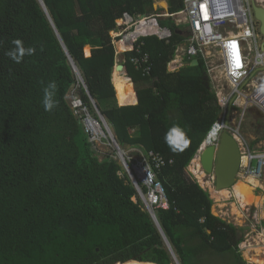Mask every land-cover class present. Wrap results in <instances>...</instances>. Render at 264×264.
I'll return each mask as SVG.
<instances>
[{
    "label": "trees",
    "instance_id": "obj_1",
    "mask_svg": "<svg viewBox=\"0 0 264 264\" xmlns=\"http://www.w3.org/2000/svg\"><path fill=\"white\" fill-rule=\"evenodd\" d=\"M155 1L42 0L44 9L39 0H0V264H173L118 159L100 160L73 114L67 94L76 83L86 108L90 95L121 149L152 150L166 160L157 177L168 207L154 213L179 263L247 264L238 249L243 229L214 216L209 193L186 173L220 107L201 61L167 70L183 32L160 18L168 41L139 38L124 53L127 75L112 83L117 20L124 13L152 15ZM166 1L169 13L183 7V0ZM14 40L34 54L14 62L6 54ZM117 48L129 46L120 40ZM143 53L149 75L130 61ZM50 82L55 107L45 111ZM136 94V101L120 98L117 105L116 98ZM173 126L181 130L173 134L181 138L176 151L165 142Z\"/></svg>",
    "mask_w": 264,
    "mask_h": 264
},
{
    "label": "built area",
    "instance_id": "obj_2",
    "mask_svg": "<svg viewBox=\"0 0 264 264\" xmlns=\"http://www.w3.org/2000/svg\"><path fill=\"white\" fill-rule=\"evenodd\" d=\"M154 3L153 9L156 13L152 15L132 16L124 13L117 20V34L113 37L119 39L114 41V44L124 40L128 35L132 37L125 41L129 48L117 53V56L133 50L141 37L155 35L168 41L170 32L160 27L158 19L170 18L183 32L184 38L176 44L174 54L167 63V70H178L193 58L201 61L211 91L215 94L220 107L218 118L197 153L213 130L216 136L211 140V144L217 142L222 131H227L239 147L237 180L253 177L259 183L254 187V193L258 189L264 192V140L259 142L257 148L251 149L240 135L245 114L249 109L257 110L264 117V91H260L261 86H264V46L260 23L253 12V5L264 9V0H183V7L174 13H169L167 8L159 12ZM154 18L157 21H154ZM136 50L139 52L140 48L137 47ZM130 61L143 75L150 74L152 64L147 53L133 56ZM124 72L127 75L126 69ZM68 103L81 123L86 118L87 133L100 134L113 144L119 163L136 189L143 208L148 213H154L157 208H167L168 200L164 186L157 177V172L166 163L163 156L152 150L145 151L136 147H133L134 152L126 154L119 144L114 142L113 133L104 131L98 119L89 116L88 109L79 96L70 97ZM96 124L99 125L101 133L96 130ZM168 162L171 163L172 160ZM212 181L214 183L213 177ZM229 189L231 191L227 199L237 200L233 190ZM239 207L246 208H242L240 204ZM218 210L219 214L212 210L211 213L234 226L242 225L235 219L228 220L223 217L224 211ZM236 219L244 221V224L246 222L243 218ZM258 220L256 229L246 232L238 245L247 264H256L253 257H260L259 259L264 261V218L261 214Z\"/></svg>",
    "mask_w": 264,
    "mask_h": 264
},
{
    "label": "rangeland",
    "instance_id": "obj_3",
    "mask_svg": "<svg viewBox=\"0 0 264 264\" xmlns=\"http://www.w3.org/2000/svg\"><path fill=\"white\" fill-rule=\"evenodd\" d=\"M159 1L160 0H156L154 4H155V7L156 6L158 7L159 12H161L164 9V7H161V6L158 5ZM111 35L114 36L113 34H111ZM115 48H116V56H117V53H119V50L117 48V43L115 44ZM124 53L119 54L116 57L117 62H115V65L116 64H120V63H122L124 61ZM125 69L126 68H124V70ZM115 72H118L119 75H120V72L116 71L113 68L112 74H114ZM118 79H120L119 76H118L116 81H113V78H111L113 83H117L119 81ZM78 90H79V84L76 83V85H74L69 90V92L67 94V99H69L70 97H73L75 95L79 96ZM114 90H115V88H114ZM116 102H117V105L122 106V105H120L121 103H118L117 98H116ZM87 111H88L87 113L89 114V116L91 118H93V115L96 113L93 105H92V108L88 109ZM85 119H83L82 125L84 124L83 125L84 130L87 132V128H86L87 126H86ZM88 134L90 136V141L92 142V149L94 150L95 155H97V157L100 160L103 159L106 156H112V157L118 159V161L120 162L119 157L117 155V152H115V148H114L113 144L109 141V139L107 137H104V136H102L100 134L91 135L90 132ZM240 135H241L242 139L247 144H249L251 149L257 148V146L259 145V142L264 140V117L261 115V113H259L255 109H249L247 111V113L245 114V120H244V122H243V124L241 126ZM113 136H114V134H113ZM122 148H123L122 151H124L126 154H130L131 152H134L133 151V147H130L128 145H124ZM198 158H199V156H198ZM190 165H191V162L188 165V167L186 168V173L189 175V177L191 179L195 180L202 188H204L209 193V196L212 199L211 210L213 212H215L216 214H219L218 213V211H219L218 209L223 210L224 211L223 217L227 218L228 220H234L235 219V221L237 223L242 224L241 226L240 225H236V226L238 228H242L243 229V234H245L246 232H251L252 229H256V226H258L257 222H259L258 216L261 214L260 206H258V205L255 206V205H251L250 204L251 206H247L245 209H241L239 207V203L237 202V200H233V199L228 200L227 199V198H229L228 197L229 195L227 197H224V198L223 197L222 198L215 197L213 195L212 190H211V187L215 188L213 181L212 180L210 181V179H212V177L206 175V176L210 177V179L207 178L205 180V182H209L210 181L211 184H207L206 183L204 185H201L198 182L197 178L195 177V174L190 172V170H189ZM249 185L250 186H252V185L258 186L259 183H257L255 185L253 182H251V183H249ZM254 186H253V194L254 195L261 196V195L264 194V192L259 190V189H258V191H256L254 193ZM228 190L231 191L230 189H228ZM236 211H238V212L236 213ZM240 215H242V217H240ZM238 217L239 218H243L246 221L245 224H244V221H241V222H240V220L238 221V219H236ZM252 225H255V226H253L255 228H253ZM257 258L259 259L260 257H257ZM178 263H179V261H178ZM173 264H176L175 260H173Z\"/></svg>",
    "mask_w": 264,
    "mask_h": 264
},
{
    "label": "water",
    "instance_id": "obj_4",
    "mask_svg": "<svg viewBox=\"0 0 264 264\" xmlns=\"http://www.w3.org/2000/svg\"><path fill=\"white\" fill-rule=\"evenodd\" d=\"M39 2L45 9L42 0H39ZM253 12H254L256 19L260 23V33L263 37V46H264V9L256 5H253ZM69 60H70V64L74 72H76V66L73 63L70 56H69ZM198 63H199L198 59L193 58L189 64L190 66H197ZM114 69L116 71L124 72V65L122 63L116 64L114 66ZM76 74L80 82L83 84V87L86 89V85H84L78 70ZM136 97H137V94H136ZM89 98L96 111L98 121L100 125L102 126V129L104 131L111 132L104 116L100 113V111L96 107V104L94 103V100L92 99L90 95H89ZM113 139H114V142L117 143L115 140V137H113ZM115 147L116 149H118L117 144H115ZM200 151L201 152H198V153H199V161L201 164L202 171L204 172V174L213 177L214 186L216 190L231 188L233 184H235V182L237 181V174H238L239 163H240V152H239V147H238L236 140L230 135V133L224 130L219 134L218 140L216 143L209 144L208 146L203 148V150H200ZM149 215L154 221V223L156 224L158 230L160 231L167 247L172 252L173 259L175 260L176 264H179L175 254L172 251V248L169 242L167 241L164 233L162 232V229L160 228V225L158 224L155 214L152 212V213H149ZM129 261H135L137 263H145V262L136 261V260H129ZM148 263H151V262H148ZM151 264H155V263H151Z\"/></svg>",
    "mask_w": 264,
    "mask_h": 264
},
{
    "label": "bare ground",
    "instance_id": "obj_5",
    "mask_svg": "<svg viewBox=\"0 0 264 264\" xmlns=\"http://www.w3.org/2000/svg\"><path fill=\"white\" fill-rule=\"evenodd\" d=\"M117 34V33H116ZM115 34V35H116ZM131 35H128L124 40H122L123 44L128 46L125 41L131 39ZM77 72V69H76ZM120 72V71H119ZM118 76L120 78L126 76V74H124V72H120V75L118 72H115L114 74H112V78L113 81H116ZM113 83V82H112ZM115 85V84H114ZM96 130L99 131L101 133V129L99 127V125L97 126L96 124ZM216 136L215 134V130H213L209 136L207 137L206 141L204 142V144L201 146L200 150H203V148H205L206 146H208L209 144H211V140ZM201 152V151H200ZM199 154V153H198ZM198 154L192 159L191 161V165L189 167V170L191 173L195 174V177L197 178L198 182L201 185L204 184H211V180L210 177L206 176V174H204V172L202 171L201 168V164L198 158ZM193 174V175H194ZM209 178L210 181L209 182H205V180ZM253 182L255 185L258 183V181L253 178V177H248L245 179H239L235 182V184H233V186L231 187V189L233 190L236 199L238 201V203L241 205V207L245 208L247 206H251V205H255V206H260L261 207V216L264 218V194L261 196H257L253 194V186H250L249 183ZM257 187V186H254ZM211 190L213 192V195L217 198H224L227 197L229 195V190L228 189H220V190H216V188H212ZM237 203V202H236ZM251 204V205H250ZM238 211H236L237 213ZM240 214V213H239ZM257 252H259L257 250ZM246 256H248V252L245 253ZM254 263L256 264H264L263 260H260L256 257H253Z\"/></svg>",
    "mask_w": 264,
    "mask_h": 264
},
{
    "label": "clouds",
    "instance_id": "obj_6",
    "mask_svg": "<svg viewBox=\"0 0 264 264\" xmlns=\"http://www.w3.org/2000/svg\"><path fill=\"white\" fill-rule=\"evenodd\" d=\"M13 43L16 45V47L12 50H9L6 54L16 63H19L21 61L23 55H25V54L32 55L35 52V49L33 47H28L27 49H25L22 46V43L20 40H14ZM78 80H79V78H78ZM55 89H56V84L54 82H50L44 88V95H43V99H42V104H43L45 111H51L55 107V100H54ZM260 91H264V86H261ZM180 131L181 130L177 126H173L170 129V131L168 133H166V135H165V142L169 145V147L173 151L177 150L176 145L173 142V140H174L173 134H177ZM185 146H187V141H185ZM196 155H197V153H196Z\"/></svg>",
    "mask_w": 264,
    "mask_h": 264
},
{
    "label": "crops",
    "instance_id": "obj_7",
    "mask_svg": "<svg viewBox=\"0 0 264 264\" xmlns=\"http://www.w3.org/2000/svg\"><path fill=\"white\" fill-rule=\"evenodd\" d=\"M164 1L166 2V7H164V8H168V6H167V1H166V0H164ZM118 80H119V79H118ZM126 97H133V98L135 99V101H136V96H134V95H131V96H120V97L117 98L118 103H119V99H120V98H126ZM120 105H123V104H120ZM129 105H131V104H129Z\"/></svg>",
    "mask_w": 264,
    "mask_h": 264
},
{
    "label": "snow or ice",
    "instance_id": "obj_8",
    "mask_svg": "<svg viewBox=\"0 0 264 264\" xmlns=\"http://www.w3.org/2000/svg\"><path fill=\"white\" fill-rule=\"evenodd\" d=\"M180 139H181V138H180L179 136H177V137L173 140V142H174V143H178Z\"/></svg>",
    "mask_w": 264,
    "mask_h": 264
}]
</instances>
